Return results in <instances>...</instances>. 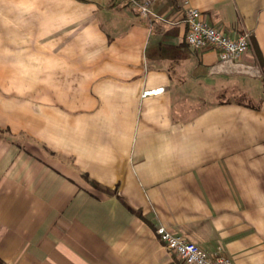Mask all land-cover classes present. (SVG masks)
Here are the masks:
<instances>
[{"label":"crops","instance_id":"1","mask_svg":"<svg viewBox=\"0 0 264 264\" xmlns=\"http://www.w3.org/2000/svg\"><path fill=\"white\" fill-rule=\"evenodd\" d=\"M149 1L147 19L120 0H0V129L42 146L0 139L2 264H184L159 226L264 264V0ZM187 8L248 32L259 76L189 47ZM238 91L250 104L222 102Z\"/></svg>","mask_w":264,"mask_h":264},{"label":"built area","instance_id":"2","mask_svg":"<svg viewBox=\"0 0 264 264\" xmlns=\"http://www.w3.org/2000/svg\"><path fill=\"white\" fill-rule=\"evenodd\" d=\"M125 5L132 7L142 18H149L150 1L138 2L137 0H120ZM186 43L197 50L212 49L218 56L215 70L249 76H259L257 68L244 64L243 56L250 46V35L242 32L235 38H229L221 31L210 26L201 16L199 10L187 8L185 11ZM159 90L144 92V95L158 93ZM165 247L173 252L184 264H232L231 260L222 256H210L197 245L186 241L180 236L173 235L166 228L159 226L155 231Z\"/></svg>","mask_w":264,"mask_h":264},{"label":"rangeland","instance_id":"3","mask_svg":"<svg viewBox=\"0 0 264 264\" xmlns=\"http://www.w3.org/2000/svg\"><path fill=\"white\" fill-rule=\"evenodd\" d=\"M242 82L244 83V81L242 80ZM221 98H222V102L223 101H237L239 103H245V104H250V100H248L246 97H245V94L241 91H238V92H232L231 94H227V92H224V93H221ZM253 104V103H251ZM0 139L8 144V145H12L20 150H30L31 153H33V155L36 157V152L39 149H42V146L38 145V143H36L35 140H32L30 138H28L27 136L25 135H22V134H17V135H12L10 134L9 132V129H6V130H3V129H0ZM48 157L51 159V160H58L60 158H58L57 156H54L52 154H48ZM61 161L63 162V160L61 159ZM2 264V263H0Z\"/></svg>","mask_w":264,"mask_h":264},{"label":"trees","instance_id":"4","mask_svg":"<svg viewBox=\"0 0 264 264\" xmlns=\"http://www.w3.org/2000/svg\"><path fill=\"white\" fill-rule=\"evenodd\" d=\"M1 263V262H0Z\"/></svg>","mask_w":264,"mask_h":264}]
</instances>
